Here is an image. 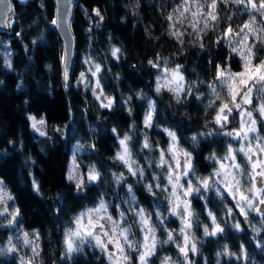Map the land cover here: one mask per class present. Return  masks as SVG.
<instances>
[{
  "label": "trees",
  "instance_id": "1",
  "mask_svg": "<svg viewBox=\"0 0 264 264\" xmlns=\"http://www.w3.org/2000/svg\"><path fill=\"white\" fill-rule=\"evenodd\" d=\"M211 4L212 0H78L72 21L74 64L66 86L61 78V43L51 26L52 0H13L11 32H0V39H6L11 48L9 59L0 54V181L12 197L7 202L8 209H19L14 226L37 235L38 256L20 250L34 263L110 264L104 252L91 244L71 255L64 248V233L74 226V217L103 199L113 203V215L117 213L114 206L125 213L134 240L138 241L135 213L139 209H144L146 216L151 214L160 241L167 239L165 229L174 231L176 243L157 244L149 264H161L164 257H170L171 264H264V249L258 246L264 243L261 218L249 210L245 220L235 200L227 194L221 200L215 190L189 198L196 218L191 235L197 252H189L188 261H184L176 246L182 241L181 223L170 212L169 185L167 190L153 187L152 192L146 187L167 183L166 175L173 162L166 153L167 163L160 166L161 150L169 146L165 129L176 134L179 148L191 153L197 176L212 174L210 155L225 152L229 145V136L220 130L208 132L222 99L213 95L210 85L216 82L217 65L232 71L243 68L241 56L231 51L236 47L233 35L252 15L259 32L264 17L250 6L231 0H217L215 9L209 7ZM210 11L216 20L206 15ZM229 26L233 33L226 36ZM262 41L264 33L260 38H250L253 64L264 60ZM113 48L119 49L117 56L112 55ZM244 54L249 55L247 51ZM150 60L157 66L149 64ZM88 63L100 65L95 85L87 74ZM164 65L181 67L186 88L179 96L155 90L158 70ZM81 73H86V86L80 80ZM97 79L99 94L102 91L104 100H113L110 107H102L105 101L93 94ZM150 102H154V111L151 126H146ZM31 116L44 120L46 135L31 128ZM126 135L130 137L127 146L133 170L143 169L142 176L139 172L133 176L116 158L119 139ZM145 138L149 148L143 147ZM74 144L84 149L76 154L81 171L95 166L99 173L96 181L85 183L80 191L64 175ZM241 164L246 171L244 184L248 186L249 167L242 161ZM120 174L123 180L117 183L115 177ZM226 208L233 209L231 217ZM208 210L217 216L223 233L204 236L203 225H209L211 230ZM157 212L161 213L160 220ZM6 218L0 215V247L5 246L10 233ZM237 221L242 230L232 227ZM254 228L259 231L254 232ZM225 245L235 255L224 254ZM241 245L246 259L241 256ZM135 258L132 251L130 264H136ZM0 264H17V257L0 254Z\"/></svg>",
  "mask_w": 264,
  "mask_h": 264
},
{
  "label": "snow or ice",
  "instance_id": "2",
  "mask_svg": "<svg viewBox=\"0 0 264 264\" xmlns=\"http://www.w3.org/2000/svg\"><path fill=\"white\" fill-rule=\"evenodd\" d=\"M223 2H228V0H223ZM233 3L245 5L246 8L250 6L252 10L258 12L262 17H264V0H231ZM217 4V0H212V4L209 5L211 9H215ZM97 15L99 12L97 11ZM195 15V14H194ZM206 15L210 16L212 20H216V16L210 11ZM171 18V17H169ZM56 23V21H53ZM256 23L255 15L250 17V20L246 22L240 31L237 33L238 36L241 37L240 40L236 41L237 45L243 43L249 35L256 36L260 38V33H264V22H261V26L259 28V32L254 28ZM207 26V25H205ZM247 29V31H245ZM233 33V28L231 26L227 27L225 30V35L230 36ZM264 42V41H262ZM231 45V40H229ZM203 46V45H201ZM244 47L247 48V52L249 55H245L242 50L238 47H232V53L239 54L241 59L244 61L243 71L232 73L230 68L222 67L217 65L216 71V82H218L222 87L226 86L229 95L232 98L231 106L228 103H223L219 105L217 108V114L214 117L215 123L220 125L221 128H224L229 115L233 113L234 110H240L239 114L241 116V123L239 129H232L230 131L225 132L224 134L231 137H242L248 141V146H241L239 149H234L231 145H228L226 154L223 158H219L215 155V153L211 154L209 159H214L217 161L219 167L214 169L213 173L207 177L197 176L195 174V169L191 163V153L184 152L185 161L181 166L184 170L180 172L179 175L174 173V170H170L166 176V184L161 185L157 183L156 185H146L147 190L149 192L153 191V187L162 188V190H167V186H172V191L170 196L168 197L170 212L173 215H177L180 217L181 227L179 229L180 237L182 241L177 243L176 246L179 249V253L183 257L184 261H188L189 252H197V243L191 235V230L193 228V223L195 222V214L191 210V200L189 197H193L197 194H201L202 192L215 190L217 196L223 200L225 198V194L231 196L233 200L236 201L235 207L239 209L240 215L245 217L247 220L249 212L248 210H252L257 212L261 216L262 226H264V208L260 207V205H264V161H260L257 163L253 159V155H255L254 149L252 147V140H255L256 150L260 153H264V137L259 135V132L255 125L257 124V119L253 116V110L243 109V105L252 103V93L255 90L256 96L262 102L254 109V111L260 114L261 119H264V60H260L259 63L253 64L252 59L250 57L254 56L252 52V47L244 44ZM119 52L118 48L112 49V55L117 56ZM149 64L156 67L157 65L153 61H149ZM9 62V67H10ZM96 71L92 73L93 76H96L100 71V65H95ZM173 74L179 72V66L176 69H173ZM65 79L68 76L67 67L64 70ZM84 73H81V78L83 79ZM180 80L183 79L182 76L179 77ZM238 80V84L236 81ZM99 79L96 81V88H100ZM96 88L93 89V94L97 95V98H100L101 93L98 95L96 92ZM212 89L213 95L220 99L219 93L216 92L215 86L210 85ZM239 88H246V92L244 93L241 102H236V96L239 94ZM157 91H160V88L157 87ZM113 103L111 98H107V103H102V107H110ZM213 104L215 101L212 102ZM211 106V104L209 105ZM154 111V102H150L149 111L145 115L144 123L146 126H151L152 115ZM247 118L245 120L244 118ZM33 121L32 127L38 131L42 136L46 135L44 131L41 130L37 125H43L45 122L43 119L37 121L35 117H30ZM250 122V123H249ZM248 124L246 128L245 125ZM115 132V129H113ZM169 137H171L172 143L168 146L167 149L161 150L160 153V166H163L167 163L165 158L166 153H171L172 158H175L174 146L176 142V134L168 129H165ZM250 133H256L255 136L250 137ZM192 139L195 141L196 136H193ZM130 140L129 136H125L123 139L119 141L122 152L117 153V159L123 161L125 165L128 167L129 172L132 175H136L137 172L143 175V169L133 170L132 164L130 163L128 157H130L131 153L128 149L127 142ZM143 147L149 148L150 145L145 138V142ZM240 152L244 155L246 162L250 166L247 170V176L249 181L251 182V187L247 189L248 192L252 193L251 196L246 195L242 190L244 187L243 177L246 174L245 168L240 163L236 162V153ZM224 160H228L231 163L225 165ZM171 168V166L169 165ZM259 167L261 170L259 172H253ZM228 168H231L233 171H227ZM214 176L222 177L219 181V185L216 181H214ZM85 177L88 182H94L99 178V173L95 169V166L89 168L86 174H81L79 172V166L75 163V157L73 158V167L69 171L68 179L70 181L75 182V186L77 191L82 190ZM182 177H194V179H187L184 183H181ZM116 182L120 183L123 180V174L116 175ZM154 179H159L158 177H154ZM259 181L261 187H256V182ZM186 185V186H185ZM35 186V185H34ZM222 186V187H221ZM129 192L131 193V185H128ZM37 191H39L37 186ZM155 194V193H153ZM237 195L239 198L237 199ZM5 198L7 200H11L12 197L8 195V193L3 188V182L0 181V215H4L7 212V208L5 206ZM132 200H135V196H131ZM258 200V203H254ZM226 214L231 217L233 215L232 208L225 209ZM11 216V219L8 220V224L11 226L17 221V217L19 216V209H15L12 212L7 213ZM139 217V224L141 226L142 232L144 233L143 239L140 242H136L130 239L131 235V226L125 227L120 223L125 216L124 212H119V219L114 218L108 212V206L103 199L100 200L99 204L94 208H89L82 211L79 215L74 217L73 224L74 227L68 228L64 233V245L65 252L67 255H71L73 252L81 250L82 246L85 243L92 244L94 247H98L101 251L105 252L108 255L109 261L112 264H128L129 256L126 254L125 249H133L138 254L139 264H149V258L153 256L156 252V246L160 243H176L177 237L174 235V231H170L165 229L167 234V239L160 241L156 236V229L152 226L151 223V214L145 215L144 209H139L135 213ZM208 217L211 221V230L210 226L205 224L203 225V234L204 236H216L219 233L224 232V227H222L221 223L218 222L217 216L211 211L208 210ZM156 217L158 220L161 219V213L157 212ZM86 221V222H85ZM161 223L163 221L161 220ZM232 227L236 230L241 229V223L239 221L232 224ZM254 232H258L259 230L254 228ZM23 241L27 246H31V242L28 239V233H23ZM110 246H113L114 250H110ZM262 249H264V243L258 244ZM17 249L15 245H13L11 238L8 240V247H0V254L5 253H14ZM32 251L34 256H38L39 252L37 251V246H32ZM224 254L233 253L228 252V246H224ZM217 255H221V253H217ZM241 256L243 258H247L246 251L244 246L241 245ZM240 257H238L239 259ZM21 259V264H31L30 260H25L23 257ZM161 264H171L170 257H164L161 261Z\"/></svg>",
  "mask_w": 264,
  "mask_h": 264
},
{
  "label": "rangeland",
  "instance_id": "3",
  "mask_svg": "<svg viewBox=\"0 0 264 264\" xmlns=\"http://www.w3.org/2000/svg\"><path fill=\"white\" fill-rule=\"evenodd\" d=\"M13 16H14V14H13ZM12 23H13V22H12ZM11 28H12V27H11ZM254 28L258 31V26H256V24L254 25ZM245 31H247V29H245ZM237 33H238V32H236V33L233 35L234 38H236V41L241 39V37L238 36ZM252 37H254V36H253V35H249L245 40H243V43H241L240 45H237L236 42H234V43H235V46L238 47L239 49L241 48L242 51L246 52V51H247V48L244 47V44H247V45H248L249 42H250V38H252ZM232 43H233V42H232ZM0 54H1V55L3 56V58H5V59H9V57H10V55H11V48L9 47L8 41H7L6 39H0ZM91 63H93V62H91ZM177 66H179V65H174V66H171V67L164 65L162 68H160V69L158 70V73H157V76H156V79H155V90H156V91H157V87H159L160 90H167V91H169L170 93H172V95H174V96H179V95L183 92V89H185L186 87H185V79H184V76H183V72H182V70H181V67L179 66V72L176 73V74H173V71H172L173 69H176ZM86 70H87V74L89 75V77L92 78V79L94 80L92 85H95V79H96V76H93V75H92V73L96 71V69H95V64H90V63H88ZM241 71H243V68H242L241 70H237V71H232V70H231L232 73H237V72H241ZM180 76L183 77L182 80L179 79ZM80 80H81V82L83 83L84 86L87 85V81H88V79H87L86 73L84 74L83 79L80 77ZM236 83L238 84V80L236 81ZM213 85L215 86L216 92L219 93L220 98L222 97V99L217 103V108L219 107V105L221 104V102H223V103H228V104L231 106V104H232V98H231V96H230L229 93H228L227 87H226V86L222 87L218 82H215ZM246 90H247L246 88H239V89H238V93H239V94L236 96V102H237V103H240V102H241V99H242L244 93L246 92ZM96 92H97V94L99 95V90L96 91ZM96 96H97V95H96ZM104 101H105V103H107V99L104 100ZM261 102H262V101H261L260 99L257 98L256 93H255V90H254L253 93H252V103H251V104H245V105H243L242 107H243V109L253 110V116L257 119V124L255 125V127L257 128V130H258V132H259V135H260L261 137H264V119H261L260 114H259L258 112H256V111H254V109H255V108H256ZM216 111H217V110H216ZM239 112H240V110H234L233 113H232L231 115H229V117H228V121H227V123H226V125H225L224 128H221L220 125H217V124L215 123L214 117H215V115L217 114V112H216V113L213 115V117L211 118V120H210V121L213 123V126L209 127L208 132H209L210 134H212V133H214L216 130H217V131L220 130L222 133H225V132L230 131V130H232V129H239V128H240V123H241V116H240ZM31 117H32V116H31ZM244 119L247 120L246 117H245ZM36 120L39 121V120H41V119H37V118H36ZM32 123H33V121L30 119V126H31V128H32L37 134H40L38 131H36V130L32 127ZM249 123H250V122H249ZM37 127H40L41 130L44 131V125H39V124H38ZM245 127L247 128V127H248V124H246ZM255 135H256V133H250V134H249L250 137L255 136ZM168 137H169V135H168ZM123 138H124V137H123ZM123 138H121V139H123ZM121 139H119V141H120ZM229 141H230V142H229V145H231L234 149H239L241 146H244V147H247V146H248V141H247L246 139L242 138V137H235V138H234V137L229 136ZM171 143H172V141H171V137H169V145H170ZM256 143H257V142H256L255 140H252V147H253L254 152H255V155H253V159H254L255 161H257V163H259L260 161H264V153H260L258 150H256ZM119 145H120V143H119ZM83 150H84V149H83L80 145H78V144H74V145L72 146L71 150H70V153H69L68 159H67V161H66V165H65V171H64L65 178H66L68 181H70V180L68 179V174H69V171H70V170L72 169V167H73V158L75 157V163H76V165H78V162H77V159H76V154L82 152ZM226 151H227V150H226ZM226 151L223 152V153H222V152H219V153H218V152H215V155H216L217 157H219V158H223L224 155L226 154ZM119 152H122V147H121V145H120V150H119ZM174 152H175V158H174V159L172 158V154L170 153L171 161H172L173 163H172V165H171V168L169 167V171H170V170H174V173H175L176 175H179L180 172L184 170L181 166L184 164V161H185V156H184V152H185V150L179 148V146H178V144H177V139H176L175 146H174ZM128 159H129V161H130V163L132 164V167H133V162H132V160H131V157H128ZM211 161H213V163H214V167H213V171H214V169L218 168L219 165H218V163H217L216 160L211 159ZM241 161L244 162V163H246V164L248 165V163H247L246 160H245L244 155H243L242 153H240V152H237V153H236V162H238V163L241 164ZM122 162H123V161H122ZM223 162L225 163V165H228V164L231 163V162L228 161V160H224ZM123 163H124V162H123ZM124 165H125V163H124ZM241 165H242V164H241ZM78 166H79V165H78ZM125 167L128 169V167H127L126 165H125ZM248 167L250 168L249 165H248ZM88 170H89V169H88ZM88 170L85 171V172H83V171H81V169H80V167H79V172H80L81 174H86V173L88 172ZM260 170H261V169H260L259 167H257V169L253 172V175H255V172H259ZM128 171H129V169H128ZM169 171H168V172H169ZM227 171L232 172L233 170H232L231 168H228ZM167 174H168V173H167ZM133 176H134V175H133ZM166 176H167V175H166ZM125 177H127V175H126ZM221 178H222V177H220V176H214V177H213L214 181H216L218 185H219V181L221 180ZM187 179H189V177H182V178H181V183H184V181H186ZM70 182H72V183L75 185V182H74V181H70ZM85 183H88L86 177H85ZM85 183H84V184H85ZM185 186H186V185H185ZM246 186H247V185L244 184V187L242 188V190L245 192L246 195L251 196L252 193H250V192L247 191V189H248L249 187L252 186V185H251V182L249 181L248 186H247V187H246ZM169 187H170V192H171V191H172V186L169 185ZM221 187H222V186H221ZM256 187H257V188H258V187H261V185L259 184V181H258V180H257V182H256ZM4 190H5V189H4ZM5 191L7 192V190H5ZM7 193H8V192H7ZM8 195H9V193H8ZM189 198H190V197H189ZM189 198H188V199H189ZM238 198H239V196L237 195V199H238ZM104 201H105V203H106L107 206H108V212H109L114 218L119 219L118 213H119V212H122V211H121L117 206H114V209L117 208V213H116V215H113V214H112V211H111L112 206H113V203H112L111 201H106V200H104ZM7 202H8V200H7V198H5V206H6V208H7V212L5 213V215L7 216L6 219L9 220V219H11V216L8 215L7 213L12 212V211H10V210L8 209V207H7ZM99 202H100V201H99ZM99 202H98L96 205L92 206V207H85V208H83V209L78 213V215H79L82 211H84V210H86V209L96 207V206L99 204ZM235 202H236V201H235ZM254 203H258V200L255 201ZM260 207L264 208V205H260ZM248 211H249V210H248ZM115 212H116V211H115ZM253 212H255V211H253ZM256 213H257V212H256ZM257 215L261 218V216H260L258 213H257ZM175 216L178 217L179 220H180V217H179V216H177V215H175ZM85 222H86V221H85ZM120 223H121L122 225H124L125 227H127V226L130 225L129 222H128V220L125 218V216H124V218H123L122 220H120ZM136 224H137V226H138V232H139V233H138V241L132 239V236H131V235H132V231H131L130 239L133 240V241H136V242H140V241H142V239H143V235H144V233L142 232L141 226H140V224H139V217H138V216L136 217ZM130 226H131V225H130ZM9 227H10V228H9V229H10V233H9L8 236H7V239H6V243H5L4 248H7V247H8V240H9V238H11L12 243H13V245H15V248L17 249V251L14 252V253H5V254H6L7 256H10V255H12V254L16 255V257H17V264H21V259H20L21 257H23L25 260H30V261H31V264H36V263H34V262L32 261V258H31L29 255H25L23 252H22V253L20 252V250L28 251V252H30V255H31V254L33 253V251H32V246H37V248H38V239H37V235H36V233H34V232H33V233L27 232V231L21 229V228L18 227V226H14V224L11 225V226H9ZM73 227H74V226H73ZM23 233H28V239H29V241L31 242V246H27V245L24 244V241H23ZM86 244H88V243H85L84 245H86ZM84 245H83V246H84ZM91 245H92V244H91ZM83 246H82V247H83ZM64 248H65V247H64ZM96 248H98V247H96ZM98 249L101 251L100 248H98ZM110 250H114V249H113V246H110ZM132 251H134V252L136 253V258H135V262H136V264H139V260H138V254H137V252H136L135 250H133V249H127V248L125 249V252H126V254H127L128 256H130V253H131ZM102 252H103V251H102ZM104 254H105L106 258L108 259V255H107L105 252H104ZM108 261H109V259H108ZM109 263L112 264L111 261H109ZM128 264H130L129 261H128Z\"/></svg>",
  "mask_w": 264,
  "mask_h": 264
},
{
  "label": "water",
  "instance_id": "4",
  "mask_svg": "<svg viewBox=\"0 0 264 264\" xmlns=\"http://www.w3.org/2000/svg\"><path fill=\"white\" fill-rule=\"evenodd\" d=\"M17 1L25 3L27 0ZM77 1L78 0H52L53 17L51 26L61 43V78L66 86L70 82L74 64L76 41L72 30V21ZM13 14V0H0V32H11ZM53 21H56V23H53ZM65 67H67L68 70L67 79H65L64 76ZM100 100H104L103 95H100Z\"/></svg>",
  "mask_w": 264,
  "mask_h": 264
}]
</instances>
